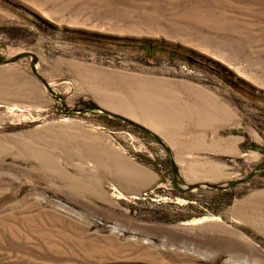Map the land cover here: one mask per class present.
<instances>
[{"label": "rangeland", "instance_id": "obj_1", "mask_svg": "<svg viewBox=\"0 0 264 264\" xmlns=\"http://www.w3.org/2000/svg\"><path fill=\"white\" fill-rule=\"evenodd\" d=\"M0 264H264V0H0Z\"/></svg>", "mask_w": 264, "mask_h": 264}, {"label": "water", "instance_id": "obj_2", "mask_svg": "<svg viewBox=\"0 0 264 264\" xmlns=\"http://www.w3.org/2000/svg\"><path fill=\"white\" fill-rule=\"evenodd\" d=\"M110 113H111L113 116H117V117L123 118L124 120L128 121L129 123H132V124H134V125H136V126L142 128V129H144V130H147V128H145L144 126H142V125H140V124H137V123H135V122H133V121H131V120H129V119H127V118L121 116V115H118L117 113H113V112H110ZM160 141H161V140H160ZM166 148H167V150L170 152V149H169L167 146H166Z\"/></svg>", "mask_w": 264, "mask_h": 264}, {"label": "crops", "instance_id": "obj_3", "mask_svg": "<svg viewBox=\"0 0 264 264\" xmlns=\"http://www.w3.org/2000/svg\"><path fill=\"white\" fill-rule=\"evenodd\" d=\"M144 126V125H143ZM146 127V126H145Z\"/></svg>", "mask_w": 264, "mask_h": 264}]
</instances>
